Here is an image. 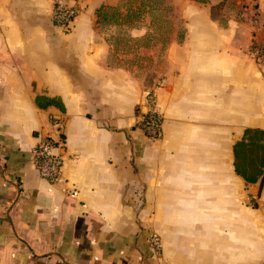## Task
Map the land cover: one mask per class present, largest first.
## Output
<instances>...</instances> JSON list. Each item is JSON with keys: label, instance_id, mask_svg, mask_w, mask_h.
<instances>
[{"label": "crops", "instance_id": "1", "mask_svg": "<svg viewBox=\"0 0 264 264\" xmlns=\"http://www.w3.org/2000/svg\"><path fill=\"white\" fill-rule=\"evenodd\" d=\"M120 1L86 0L65 30L51 0H0V264H264V174L234 154L264 144V0H171L169 34L148 19L110 42L98 12ZM148 89L156 139L134 125ZM51 116L54 183L30 155Z\"/></svg>", "mask_w": 264, "mask_h": 264}, {"label": "built area", "instance_id": "2", "mask_svg": "<svg viewBox=\"0 0 264 264\" xmlns=\"http://www.w3.org/2000/svg\"><path fill=\"white\" fill-rule=\"evenodd\" d=\"M86 0H51L53 23L63 29H68L74 18L83 9ZM252 22L258 24V18L253 17ZM248 54L258 63L264 64V42L253 44ZM145 109L137 115L135 127L140 129L147 139H156L161 134L162 116L157 109L155 93L148 89L143 95ZM62 119L59 117L50 118L51 131L31 148L35 169L38 175L48 183L57 182L60 179L61 168L64 164V157L60 153L62 148ZM146 246L152 252L160 249V237L154 232L147 234Z\"/></svg>", "mask_w": 264, "mask_h": 264}, {"label": "rangeland", "instance_id": "3", "mask_svg": "<svg viewBox=\"0 0 264 264\" xmlns=\"http://www.w3.org/2000/svg\"><path fill=\"white\" fill-rule=\"evenodd\" d=\"M171 2V0H121L118 6L103 8L99 18V29L111 42L114 38L127 36L130 27L139 26L150 19L149 34L157 39L171 32L172 18L169 5ZM104 13L106 16L102 18ZM180 32L181 22L178 21V34ZM129 45L134 48V45H138V41L133 40ZM119 46L122 47L121 43Z\"/></svg>", "mask_w": 264, "mask_h": 264}, {"label": "trees", "instance_id": "4", "mask_svg": "<svg viewBox=\"0 0 264 264\" xmlns=\"http://www.w3.org/2000/svg\"><path fill=\"white\" fill-rule=\"evenodd\" d=\"M193 1H196V2H207L208 0H193ZM101 10H102V8L99 9V12H98L99 18H100ZM105 16H106V14L104 13L102 15V18H104ZM250 131L251 130L246 129L244 134L247 135V134L250 133ZM261 133H264V132H261ZM241 146H243V142L242 141L237 142L234 145L235 168H236L237 172L242 174L247 180L255 181L257 174L258 175H263L264 174V144H259L257 146L258 154H255L254 156H252L251 153H250V155L248 154V156H247L248 160L246 162L242 161V156L239 155V149L241 148ZM252 148L255 151V144H253ZM249 151L251 152L250 148H249ZM255 162H260V163H258V165L261 164L263 168L261 170L253 169L250 172L245 170L248 167H253ZM245 165H247V168L244 167Z\"/></svg>", "mask_w": 264, "mask_h": 264}]
</instances>
